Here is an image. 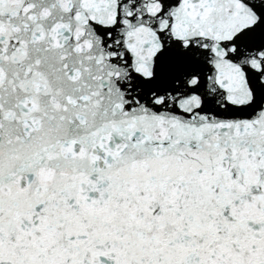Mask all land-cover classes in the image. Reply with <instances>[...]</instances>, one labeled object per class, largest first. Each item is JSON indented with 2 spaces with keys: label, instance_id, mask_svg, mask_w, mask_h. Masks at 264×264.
Returning <instances> with one entry per match:
<instances>
[{
  "label": "snow or ice",
  "instance_id": "snow-or-ice-1",
  "mask_svg": "<svg viewBox=\"0 0 264 264\" xmlns=\"http://www.w3.org/2000/svg\"><path fill=\"white\" fill-rule=\"evenodd\" d=\"M0 264H264V0H0Z\"/></svg>",
  "mask_w": 264,
  "mask_h": 264
}]
</instances>
